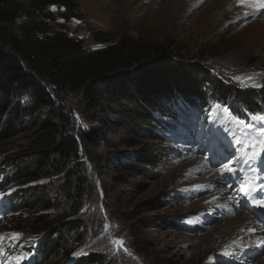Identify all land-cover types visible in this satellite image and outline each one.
<instances>
[{"label": "rangeland", "instance_id": "1", "mask_svg": "<svg viewBox=\"0 0 264 264\" xmlns=\"http://www.w3.org/2000/svg\"><path fill=\"white\" fill-rule=\"evenodd\" d=\"M76 1L78 17L67 19L65 8L52 6L47 21L86 51L103 45L96 40L103 33L105 41L161 43L166 56L100 84L96 110L85 112L79 105L82 94L72 93L76 136L93 131L95 141L80 155L91 190L80 212L71 216L60 206L64 176L42 167L28 144L48 116L29 115L27 93L16 102L0 92V264H75L92 255L102 257L99 264H264V240L251 248L258 225L244 199L238 202L264 184L256 180L257 171L264 170V120L252 119L264 117V0ZM204 70L233 91L224 103L214 94L202 113L190 100L208 98L210 87L203 84L201 95L190 99L183 91L200 84L198 72ZM168 86L173 99L163 112H154L162 122H152L162 138L142 135L138 120L143 119L132 104L144 98L156 105L155 91ZM235 93L251 106L234 109ZM149 152L156 155L151 176L133 168ZM252 162L247 185L242 178ZM14 171L22 174L6 181ZM34 189L53 209L16 211V195L23 198ZM43 213L49 215L44 224L52 223L48 228L35 222ZM238 214L241 221L227 226ZM51 235L57 245L45 255L42 244Z\"/></svg>", "mask_w": 264, "mask_h": 264}, {"label": "trees", "instance_id": "2", "mask_svg": "<svg viewBox=\"0 0 264 264\" xmlns=\"http://www.w3.org/2000/svg\"><path fill=\"white\" fill-rule=\"evenodd\" d=\"M52 6L65 8L66 13L63 16L65 15L67 19L78 17L75 12L78 9L76 0H0V92L9 99L14 97L16 102H20L22 92L27 93L29 115L33 118L40 113L48 116L38 125L42 131L40 135L28 144L36 149L42 167L46 166L48 170L53 169L57 174L64 176L65 184L62 183L59 187L61 186L64 192L65 201L60 203V206L69 211L68 215L71 216L80 212L86 194L91 190L90 179L86 177L87 168L81 161L80 155L82 149L87 150L95 141L93 131H81L80 134L78 133L79 136H76L71 104L72 93L82 94L83 103L79 105L85 112L96 110L99 104L100 84L112 82L110 79L121 71L138 67L143 62L149 60L161 62L166 56V48L163 44L150 40L105 41L104 34L99 33L96 35V40L103 45L99 49L86 51L68 32L49 26L47 20L53 15L50 11ZM22 15L25 18L20 22ZM198 73V77H202V84L197 83L190 92L184 90L183 95L189 99L191 96L198 97L201 95L203 84L209 86L208 98L203 94L195 101L190 100L204 113L209 108L211 99H214V94L216 99H221L220 101L224 103L233 90L224 86L219 79L213 76L209 78L211 73L205 70ZM169 89L168 86L155 91L154 97L156 95L160 97L159 105L150 104L144 98L132 104L138 111L137 117L143 119L138 120L142 122L140 128L142 130H139L142 135L151 136L152 139L162 138L158 132L159 127L153 126L152 122H162L154 112L159 109L163 112L165 104L173 99L171 96L170 100L173 90ZM234 95L238 96L236 102H241L240 106L248 104L241 95L237 93ZM238 107L237 104L234 105V109ZM155 163L156 155L149 152L141 158V165L135 164L133 168L139 173L151 176ZM9 164L3 162L5 167ZM20 174L22 171H14L7 174L5 179L10 181ZM40 191V189L30 190L22 196L23 198L17 197V194L12 207H15L16 211H22L23 208L30 206L44 211L53 209L52 203L49 206L45 204L39 195ZM92 198H95L94 193ZM48 216L43 213L36 217L35 222L48 228L52 225V223L44 224L45 217ZM79 225L81 224L76 221L74 228L78 227L79 230ZM55 229L58 228L52 229V235ZM52 235L42 244L45 255L52 248H56L57 240L52 238ZM101 262L103 259L100 255H92L78 258L75 264Z\"/></svg>", "mask_w": 264, "mask_h": 264}, {"label": "bare ground", "instance_id": "3", "mask_svg": "<svg viewBox=\"0 0 264 264\" xmlns=\"http://www.w3.org/2000/svg\"><path fill=\"white\" fill-rule=\"evenodd\" d=\"M263 3V2H262ZM263 5V4H262ZM264 12V10H263ZM264 14V13H263ZM261 22H264V21H261ZM260 22V23H261ZM261 26H264V23L261 24ZM256 85L258 84H254V87H256ZM247 166V165H246ZM254 166V163L252 162V166L251 167H248V168H252ZM237 176H239V174L235 173ZM223 176V175H222ZM250 176V171L247 173V176H246V179H248ZM236 179V177H235ZM258 179H264V172H260L258 173ZM222 181V180H221ZM215 185V183H214ZM217 186V185H216ZM264 185L261 186V189L260 190H256L254 191L255 193H251L249 192V194H246L245 197H244V201H245V204H246V207L248 208L249 212L254 216H251L252 218V221H256L258 227L255 228V229H252V235L254 236V239L252 240L253 241V245H251V248L255 247L257 244H254L256 243V241H259L260 239L264 240V189H263ZM228 190V189H227ZM230 190V189H229ZM230 196L232 197L231 195V191H228V198H230ZM227 200V203H231L230 205L232 206V202L233 200L235 199V197H233V200L230 201V200ZM242 199L243 197H239L238 199V202L241 204L242 203ZM254 201L256 202L254 205L251 204V201ZM226 203V202H225ZM244 209V208H243ZM234 210V208H233ZM235 211V210H234ZM241 213H243L241 211ZM242 217L239 216L238 214V217H234L232 218L229 222H228V225L227 226H232L233 223H237L239 221H241ZM246 219V218H245ZM250 219V220H251ZM246 221V220H245ZM242 225V224H240ZM244 225V224H243ZM246 225V224H245ZM250 225V224H249ZM251 227V226H249ZM237 229V228H236ZM251 231V230H250ZM235 233V232H234ZM249 233V232H248ZM246 234V233H245ZM252 237V236H251ZM261 247V246H260ZM261 251H264V247H262V250Z\"/></svg>", "mask_w": 264, "mask_h": 264}, {"label": "snow or ice", "instance_id": "4", "mask_svg": "<svg viewBox=\"0 0 264 264\" xmlns=\"http://www.w3.org/2000/svg\"><path fill=\"white\" fill-rule=\"evenodd\" d=\"M237 2L238 3H246V0H237ZM99 47V46H98ZM225 111H227V109H225ZM252 119H260V120H264V117H259V118H257V117H252ZM235 123L237 124V125H244V122L243 121H235ZM245 127H248L247 125H244ZM261 133L262 134H264V128H261ZM229 164L231 163V161H229L228 162ZM228 165H225V167H227ZM228 170L230 171V172H235V171H237V170H239L238 168L237 169H234V168H228ZM247 194V193H246ZM19 235H21V234H13V236H16V237H18ZM3 237L2 236H0V239H2ZM75 255V254H74Z\"/></svg>", "mask_w": 264, "mask_h": 264}]
</instances>
